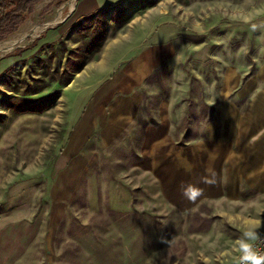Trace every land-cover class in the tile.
I'll use <instances>...</instances> for the list:
<instances>
[{
    "label": "rangeland",
    "instance_id": "rangeland-1",
    "mask_svg": "<svg viewBox=\"0 0 264 264\" xmlns=\"http://www.w3.org/2000/svg\"><path fill=\"white\" fill-rule=\"evenodd\" d=\"M257 222L264 0H42L0 40V264H231Z\"/></svg>",
    "mask_w": 264,
    "mask_h": 264
},
{
    "label": "clouds",
    "instance_id": "clouds-1",
    "mask_svg": "<svg viewBox=\"0 0 264 264\" xmlns=\"http://www.w3.org/2000/svg\"><path fill=\"white\" fill-rule=\"evenodd\" d=\"M253 28L256 25L252 26ZM183 196L189 201H195L202 195V190L192 184L182 189ZM260 222L254 225H246L242 231L241 237L235 241V247L238 251V264H264V253L257 250V243L264 242V234L261 233Z\"/></svg>",
    "mask_w": 264,
    "mask_h": 264
},
{
    "label": "trees",
    "instance_id": "trees-1",
    "mask_svg": "<svg viewBox=\"0 0 264 264\" xmlns=\"http://www.w3.org/2000/svg\"><path fill=\"white\" fill-rule=\"evenodd\" d=\"M42 0H0V40L17 31ZM25 49H21L22 52Z\"/></svg>",
    "mask_w": 264,
    "mask_h": 264
},
{
    "label": "crops",
    "instance_id": "crops-1",
    "mask_svg": "<svg viewBox=\"0 0 264 264\" xmlns=\"http://www.w3.org/2000/svg\"><path fill=\"white\" fill-rule=\"evenodd\" d=\"M79 7L82 8L80 2L77 4V8H76V9L78 10ZM83 9H84V8H83ZM116 82H117V80H112V83L108 84V86H106L107 88L105 87L106 89H104V90L110 91L111 88L113 87V85L116 84ZM96 106H97L96 103L93 102V103H92V107H90V110H91V111H90V114H92V110H94V108H95ZM90 114H89V116H90ZM131 114H133L132 111H131Z\"/></svg>",
    "mask_w": 264,
    "mask_h": 264
},
{
    "label": "built area",
    "instance_id": "built-area-1",
    "mask_svg": "<svg viewBox=\"0 0 264 264\" xmlns=\"http://www.w3.org/2000/svg\"><path fill=\"white\" fill-rule=\"evenodd\" d=\"M256 247L259 252L264 253V242H258ZM231 264H238V258Z\"/></svg>",
    "mask_w": 264,
    "mask_h": 264
},
{
    "label": "bare ground",
    "instance_id": "bare-ground-1",
    "mask_svg": "<svg viewBox=\"0 0 264 264\" xmlns=\"http://www.w3.org/2000/svg\"><path fill=\"white\" fill-rule=\"evenodd\" d=\"M20 34V33H19ZM24 34V33H23Z\"/></svg>",
    "mask_w": 264,
    "mask_h": 264
}]
</instances>
